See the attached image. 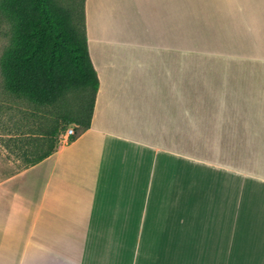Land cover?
<instances>
[{
    "label": "crops",
    "instance_id": "crops-1",
    "mask_svg": "<svg viewBox=\"0 0 264 264\" xmlns=\"http://www.w3.org/2000/svg\"><path fill=\"white\" fill-rule=\"evenodd\" d=\"M84 12L91 123L0 156V264H264V0Z\"/></svg>",
    "mask_w": 264,
    "mask_h": 264
},
{
    "label": "trees",
    "instance_id": "trees-1",
    "mask_svg": "<svg viewBox=\"0 0 264 264\" xmlns=\"http://www.w3.org/2000/svg\"><path fill=\"white\" fill-rule=\"evenodd\" d=\"M0 7L15 28L14 46L2 60L6 87L46 113L47 147L26 159L29 166L55 151L56 135L66 125L75 124L74 140L91 123L98 78L87 45L84 0L78 12L56 0H0Z\"/></svg>",
    "mask_w": 264,
    "mask_h": 264
},
{
    "label": "rangeland",
    "instance_id": "rangeland-1",
    "mask_svg": "<svg viewBox=\"0 0 264 264\" xmlns=\"http://www.w3.org/2000/svg\"><path fill=\"white\" fill-rule=\"evenodd\" d=\"M56 1L63 8L71 9L74 6L77 12L81 8V0ZM14 33L13 20L0 7V156L9 163L7 171L27 167L26 159L33 158L35 154L47 147L46 143L42 142L46 113L27 98L12 94L6 87L2 60L14 46ZM68 97L72 101L74 94L70 93ZM228 102L232 109H238L241 101L229 100ZM245 103L249 106L247 101ZM233 112L236 113V110ZM65 127L56 135V147L62 142L60 134L69 127L74 128L75 124L71 123Z\"/></svg>",
    "mask_w": 264,
    "mask_h": 264
},
{
    "label": "built area",
    "instance_id": "built-area-1",
    "mask_svg": "<svg viewBox=\"0 0 264 264\" xmlns=\"http://www.w3.org/2000/svg\"><path fill=\"white\" fill-rule=\"evenodd\" d=\"M74 133V128L73 127H69L65 130L64 133H61V141L62 142H67L70 140V136Z\"/></svg>",
    "mask_w": 264,
    "mask_h": 264
}]
</instances>
